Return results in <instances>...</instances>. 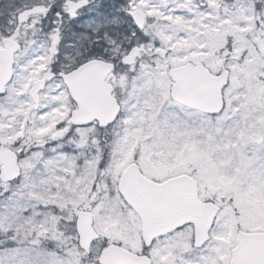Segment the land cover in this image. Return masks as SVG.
Returning <instances> with one entry per match:
<instances>
[{
	"label": "snow or ice",
	"instance_id": "obj_1",
	"mask_svg": "<svg viewBox=\"0 0 264 264\" xmlns=\"http://www.w3.org/2000/svg\"><path fill=\"white\" fill-rule=\"evenodd\" d=\"M0 264H264V0H0Z\"/></svg>",
	"mask_w": 264,
	"mask_h": 264
}]
</instances>
